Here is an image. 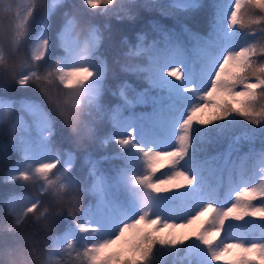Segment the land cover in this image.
<instances>
[{
    "label": "snow or ice",
    "instance_id": "snow-or-ice-1",
    "mask_svg": "<svg viewBox=\"0 0 264 264\" xmlns=\"http://www.w3.org/2000/svg\"><path fill=\"white\" fill-rule=\"evenodd\" d=\"M101 5L105 6L101 13H111L117 21L134 18L130 11L133 5L121 0H83V6L89 9H100ZM139 7L156 8L163 15H171L155 0ZM175 7L188 11L201 5L198 0H184ZM58 11H62V23L54 29L53 17ZM0 12L6 18L0 40V91L6 93L13 85H35L51 110L45 112L42 103L21 101L22 107L36 118L35 141L25 138L29 129L20 121L10 125V142L19 159L5 173L4 182L26 185L33 196H12L8 200L12 219L0 229V264H160L162 253L181 246H187L196 256L195 264H202L201 250L207 254L209 264H264V236L224 238L233 222L246 229L249 220H259L264 228V167L259 179L245 181L226 207L205 202L179 221L153 215V207L162 194L179 193L196 184V176L189 175L181 165L191 150L207 151L195 145L214 143L203 130L227 122L217 128L221 138L228 125L237 122L236 117L252 125L231 140L226 154L206 158L203 164L218 161L221 155L227 164L233 152L241 151L242 141L251 142L257 136L264 145V0H231L226 17L217 5L216 22L207 35L188 27L181 33L152 23L151 29L162 37V47H158L161 41L154 40L144 49L145 35L137 33L140 43L130 45L128 55L150 51L149 66L126 67L124 71L143 73L149 87H133L127 82L117 85V91L112 93L118 95L114 106H110L112 101L104 88L107 68L97 55L99 30L91 23L81 25L78 6L64 0H52L51 4L25 0L13 6L0 0ZM37 13L40 27L32 37ZM29 38L30 54L22 56ZM237 40L241 42L237 44ZM50 56L52 63L45 67ZM176 60L189 62L194 71L199 68L205 75L210 62L214 67L206 90H198L194 83L185 84V73L181 64L173 63ZM169 81L178 82L180 90L193 94L197 102L175 124L174 147L156 150L151 145H139L135 142L136 124L147 119L157 125L153 131L163 135L165 129L158 125L164 107L182 102L177 97L170 105L162 106L158 97L151 94L150 89L170 87ZM135 105H150L152 111L146 116H125L124 112ZM12 108L13 103L0 96V124H10L8 114ZM105 113L110 114L113 131L102 143H115L119 152L112 159H119L124 166L106 172L102 165L109 158L89 157L87 174L77 180L72 174L74 154L67 152L62 163L61 153L53 152L57 126L62 125L81 141H95L98 137L94 114ZM121 129H126L127 134H120ZM129 148L139 153L138 161L130 159L126 151ZM260 156L264 159V150ZM214 190L219 193V189ZM90 196L96 199L95 207L88 200ZM129 205L136 206L138 215L101 239L107 214L113 210L126 213ZM102 207L104 210L99 211ZM59 217H66L70 226L54 237L53 248L47 253L14 235L29 218L50 231ZM194 224L197 226L192 228ZM56 253L62 256L53 260Z\"/></svg>",
    "mask_w": 264,
    "mask_h": 264
},
{
    "label": "trees",
    "instance_id": "trees-1",
    "mask_svg": "<svg viewBox=\"0 0 264 264\" xmlns=\"http://www.w3.org/2000/svg\"><path fill=\"white\" fill-rule=\"evenodd\" d=\"M7 2L15 6L25 3V0H7ZM51 2L52 0H44V3L47 4H51ZM121 2L126 5H133L130 9L134 17L133 19L124 18L117 21L115 15L101 13V9L105 7L104 5H101L100 9L93 10L87 8V6H83V0H64V3L78 6L82 26L87 22L99 30L100 43L97 49V55L107 68L104 88L109 100L112 101L110 106H114L118 102V95L113 96L112 93L117 91V85L121 83L127 82L132 84L133 87L138 88L149 87L143 79V73L131 70L124 71L126 67L129 69H137L149 66V57L152 55L150 51H141L137 55H128L129 46L140 43L137 38V33L145 35V41L143 43L144 49H148L154 40L161 41L158 47L163 46L160 34L153 31L150 27L152 23L181 33L184 32L185 27H188L190 30L199 32L201 35H207L216 22L217 5L220 6L225 17L228 15L231 7V0H198L201 7L184 11L175 7V5L183 3L184 0H155L157 5H162L169 10L171 15L166 16L161 14L156 8L144 9L139 7V5L151 2V0H121ZM40 19V14L37 13L32 37H35L39 31ZM5 22L6 18L3 12H0V40L3 39ZM59 23H62V11H58L53 17V28L58 27ZM221 26L226 27V18L222 21ZM240 42V40L236 41L237 44ZM30 43L31 38L24 44L21 53L22 56L30 54ZM220 54L222 55L223 53L220 52ZM52 60L53 57L50 56L44 62V66L47 67L52 63ZM192 61H194V57L190 58V62ZM173 63L182 65L185 73V84L194 83L200 91L206 90L209 86L210 76L214 67L210 62L207 64V75L202 73L199 68L194 71L190 63L184 60H176ZM169 83L170 87L165 86L159 89H150L151 94L158 97L162 106L170 105V102L177 97L182 102L175 107H164V114L158 125L165 129L163 135L154 132V127L157 125H153L147 119L139 121L136 124L135 142L137 144L144 147L151 145L156 150H168L175 146V124L186 115L187 109L197 101L193 94L182 92L180 90L181 85L178 82L169 81ZM0 96H4L13 103V108L8 114L10 124H0V229H3L11 223L12 219L8 211V200L12 196H26L29 198L33 196L32 189L26 185L12 182L5 184L4 182L5 173L19 159V154L13 149L10 142V125L20 121L21 125L29 129L25 138L35 141L38 139L36 118L22 107L21 101L27 100L42 103L45 112H50L51 110L46 102L43 101V97L35 85L26 88H18L13 85L6 93L0 91ZM129 96L131 98V92H129ZM151 111L150 105H135L132 109L126 110L124 115L146 116ZM94 115L96 116L97 140L81 141L60 124L57 126V135L53 140V152L55 153L58 150L61 153L62 163L67 159V152L74 154L75 160L72 174L77 180H81L87 174L90 165L86 161L89 157L92 159L109 158L107 163L102 165L106 172H111L115 166H124L123 162L119 159H112L119 152L115 143H102L113 131L110 123V114ZM235 119L237 122L234 125L229 124L226 134L221 138L218 136L217 128L227 122H220L216 126H210L208 129L203 130L206 136L213 139L214 143L212 145H195V147H204L207 151L195 152L191 150L189 157H186L181 165L189 175L196 176V184L192 188L181 190L179 193L162 194L153 207V215L160 214L165 219L179 221L205 202L210 201L218 207H226L231 202L233 193L245 181L251 183L259 179L260 169L264 167V159L263 163H259V160L262 159L260 153L264 150V145L261 144L258 136L251 142L242 141L241 151L239 153L233 152L227 164L224 162L223 155L220 156L218 161L213 160L209 164H203L206 158L210 159L218 154H226L231 140L235 136L242 135L248 129L252 128V125L246 124L239 117ZM120 134H127L126 129H121ZM126 151L132 161L139 160V153L133 151L131 148ZM136 169H139L138 164L136 165ZM215 188L219 189V193L214 190ZM88 200H91L95 207V197L90 196ZM88 200L85 201V207L88 206ZM99 211L101 210L99 209ZM136 215H138L136 206L129 205L126 213L118 211V214L114 215L111 212L107 214L106 219L107 217L121 216L124 222L130 218H134ZM81 222H83V219ZM92 222L96 223L98 221L93 219ZM260 225L261 222L259 220H249L248 228L242 229L233 222L232 226L225 231L224 238L264 236V228ZM69 226L70 221L66 217H59L53 228L49 231L41 223L31 221L29 218V222L19 227L14 235L26 239L29 244L34 243L38 249L47 253L53 248L54 237L62 235L68 230ZM196 226L194 224L192 228ZM102 230H104L103 226ZM103 237L100 234V238L102 239ZM201 254L203 257L202 264H209L207 254L203 250H201ZM74 255L75 253H73ZM61 256L62 254L56 253L52 259H60ZM196 259V256L189 252L187 246H181L172 252L162 253L160 256V264H195Z\"/></svg>",
    "mask_w": 264,
    "mask_h": 264
},
{
    "label": "rangeland",
    "instance_id": "rangeland-1",
    "mask_svg": "<svg viewBox=\"0 0 264 264\" xmlns=\"http://www.w3.org/2000/svg\"><path fill=\"white\" fill-rule=\"evenodd\" d=\"M259 163H263V159L259 160ZM100 210L101 211L104 210L103 207ZM112 213L114 215H117L118 211L113 210ZM122 222H123V218L121 216L107 217L106 226L102 225L104 227V230L101 231V234L103 236H110L114 234L118 225Z\"/></svg>",
    "mask_w": 264,
    "mask_h": 264
}]
</instances>
